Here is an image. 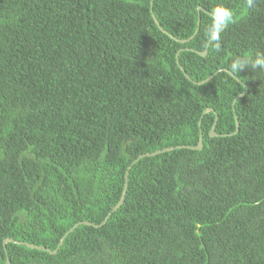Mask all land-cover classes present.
I'll list each match as a JSON object with an SVG mask.
<instances>
[{"label": "trees", "instance_id": "16d2710c", "mask_svg": "<svg viewBox=\"0 0 264 264\" xmlns=\"http://www.w3.org/2000/svg\"><path fill=\"white\" fill-rule=\"evenodd\" d=\"M260 51L264 0H0V264H264V71L192 83Z\"/></svg>", "mask_w": 264, "mask_h": 264}, {"label": "clouds", "instance_id": "9594fccd", "mask_svg": "<svg viewBox=\"0 0 264 264\" xmlns=\"http://www.w3.org/2000/svg\"><path fill=\"white\" fill-rule=\"evenodd\" d=\"M255 0H246L249 8H252ZM211 23L206 28L207 46L212 47L214 50L221 49V32L234 20L233 10L222 3H217L211 10ZM244 70L264 71V51L257 52L254 58L246 56H236L231 59L229 65L230 74L238 77ZM243 81H241L242 83Z\"/></svg>", "mask_w": 264, "mask_h": 264}, {"label": "water", "instance_id": "95a60500", "mask_svg": "<svg viewBox=\"0 0 264 264\" xmlns=\"http://www.w3.org/2000/svg\"><path fill=\"white\" fill-rule=\"evenodd\" d=\"M152 1H153V0H151V5H152ZM197 10H198V12H199V11H202V12H204L205 14H207L208 16H211L208 12H206V11H205L203 8H201V7H198ZM150 12H151L152 18L154 19V22H155L157 28H158L162 33H164L165 35H168L165 31H163V30L161 29L160 25H159L158 22L155 20L153 14H152V11H150ZM199 24H200V19H199V16H198V19H197V27H196V31H195V33L193 34V36L196 35V33H197V31H198V28H199ZM168 36H169L170 39L174 40L175 42H177V43H179V44H184V43L186 42V41H179V40L173 38V37L170 36V35H168ZM193 36H192L191 38H193ZM190 51H192V50H190ZM192 52H195V51H192ZM195 53L198 54V55L201 56V57H205V55H206V52H205V51H204L203 53H199V52H195ZM175 60H176V65H177V67L181 70V72L184 74V76L186 77V79H188L189 81H191V80L187 77V75L185 74V72L182 70V68L180 67V65H179V63H178V54H176V56H175ZM219 72H225V73L229 74L232 78H234V76H233L232 74H230V72L227 71L226 69H220V70H218L217 72H215L214 74H212L211 76H209L207 79H205V80L202 81V82H198V83H197V82H192V81H191V82H192L194 85H202V84H204V83L210 81V80H211L215 75H217ZM235 80H236L237 82H240L238 79H235ZM243 86H244V88H245L244 94H246L247 91H248V87H247L246 85H243ZM242 95H243V94H242ZM242 95H239L237 98H240ZM237 98H236V99H237ZM234 103H235V100L233 101L232 105H234ZM208 112H213V110H211V109H207V110L204 111V114H205V113H208ZM217 118H218V117L215 115V117H214V121H213V125H212L211 130H210V133H209V136H210V137H215V136H217V135L214 133V128H215V125H216V122H217ZM235 126H236V130H235V132L232 133L231 135H234V134H236V133L238 132V124L235 123ZM202 146H203V144H202V134H201V132H199L198 142H197V144H196L195 146H176V147H170V148L163 149V150H161V151H156V152H153V153H150V154H144V155H141V156H139L137 159H142V158H144V157H153V156L159 155V154H161V153L169 152V151H173V150H176V149H188V150H193V151H200V150L202 149ZM133 163H134V162H132V164L128 167V169H127V171H126V173H125V176H124L125 183H124V186H123V190H122V193H121V197H120V199H119L117 205L112 209V211H111L110 213H112V212H114L115 210H117V209L121 206V204H122V202H123V200H124V195H125L126 187H127V185H126L127 174H128V171H129L130 167L133 165ZM108 215H109V214H108ZM84 224H86V223H84ZM78 225H79V224L74 225L73 228H75V227L78 226ZM71 230H72V228H71V229H70V230H69V231H68V232H67V233L61 238V240L59 241V244L57 245V249H58V247L61 245V243H62V241L64 240V238L67 236V234H68ZM6 243H12V244H16V245H22V246H25V247H27V248H29V249L40 250V251L46 252V253H48V254H55L56 251H57V249H55L54 251H50V250H48V249H44V248H40V247L31 246V245L24 244V243H21V242H16V241H13V240H10V239H6V240L3 241V246H4V247H5V244H6ZM7 264H9L8 261H7Z\"/></svg>", "mask_w": 264, "mask_h": 264}]
</instances>
